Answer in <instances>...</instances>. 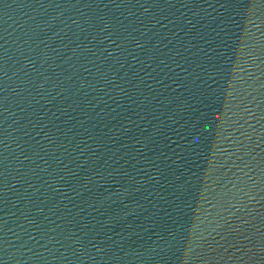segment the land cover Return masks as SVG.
Listing matches in <instances>:
<instances>
[{"label":"water","instance_id":"water-1","mask_svg":"<svg viewBox=\"0 0 264 264\" xmlns=\"http://www.w3.org/2000/svg\"><path fill=\"white\" fill-rule=\"evenodd\" d=\"M0 264H264V0H0Z\"/></svg>","mask_w":264,"mask_h":264}]
</instances>
